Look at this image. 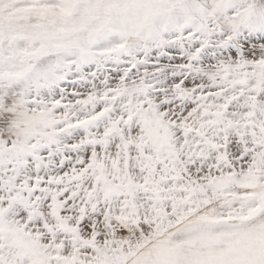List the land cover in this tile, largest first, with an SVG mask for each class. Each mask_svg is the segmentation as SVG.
<instances>
[{
    "label": "snow or ice",
    "instance_id": "6c2138e0",
    "mask_svg": "<svg viewBox=\"0 0 264 264\" xmlns=\"http://www.w3.org/2000/svg\"><path fill=\"white\" fill-rule=\"evenodd\" d=\"M0 264H264V0H0Z\"/></svg>",
    "mask_w": 264,
    "mask_h": 264
}]
</instances>
